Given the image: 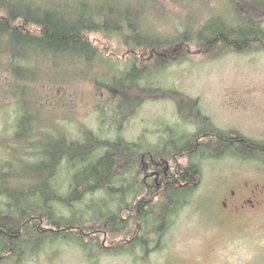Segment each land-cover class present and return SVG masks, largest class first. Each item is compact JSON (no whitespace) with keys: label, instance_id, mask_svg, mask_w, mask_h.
<instances>
[{"label":"rangeland","instance_id":"obj_1","mask_svg":"<svg viewBox=\"0 0 264 264\" xmlns=\"http://www.w3.org/2000/svg\"><path fill=\"white\" fill-rule=\"evenodd\" d=\"M219 1L232 11L224 0H151L141 8V35L175 39L167 54L155 48L132 50L135 47L125 42L124 32H91L86 39L97 50V59L85 62L35 56L30 61L34 73L21 79L13 72L8 55H0V192H5L4 185L25 187L30 183L18 174L37 161L36 141L48 139L49 134L80 141L84 131H91L112 142L142 140L169 150L175 139L182 135L194 139L209 125L263 141L264 48L221 54L226 50L221 45L202 48L194 39L185 45L176 38L185 29L181 21L199 27L219 11L214 10ZM260 12L256 19L263 21L264 8ZM133 64L144 67L147 76L136 77L133 86L125 87L117 81L126 84L123 77ZM119 95L130 100H121ZM24 113L31 119L27 123L35 125L34 134L28 138L20 127L21 136L26 137H14L15 122ZM202 140L207 142V138ZM209 144L208 153L179 158L183 167L193 164L199 169L200 183L161 234L151 233L156 222L141 230L144 247L103 251L98 249L102 234L91 236L90 241L82 233L88 237L80 245L70 232L68 237H53L35 248L23 246L5 258L1 253L0 264H264V198L255 210L223 220L208 204H215L224 186L240 181L263 185L264 160L226 152L219 155L221 150ZM3 173L11 181H4ZM67 176L68 170L61 165L53 179L62 194L69 189ZM117 197L104 190L92 192L74 210L87 218L92 212L90 203L104 204L108 199L114 209ZM4 201L0 196V209ZM63 213L67 215L68 210ZM114 236L106 243L122 237Z\"/></svg>","mask_w":264,"mask_h":264},{"label":"trees","instance_id":"obj_2","mask_svg":"<svg viewBox=\"0 0 264 264\" xmlns=\"http://www.w3.org/2000/svg\"><path fill=\"white\" fill-rule=\"evenodd\" d=\"M150 1L0 0V55H8L13 72L21 79L30 78L31 73H34L30 61L35 60V56L71 57L85 62L97 59V50L86 39V35L91 32L108 35L124 32L125 39H128L125 42L135 47L132 50L141 47L144 52L145 49L155 48L167 54L168 47L175 45V39H153L150 35H141V8ZM224 2L232 7V11H227L221 4L223 2L219 1L214 7V10L219 11L200 22L199 27L192 28L188 22L181 21L185 29L180 30L176 38L185 45L194 39L196 45L202 48L221 45L226 49L221 54L264 48V20L256 19L264 8V0ZM246 7L249 8L244 11ZM247 12L250 13L248 17L245 16ZM147 60H151V57ZM146 76L144 67L138 69L133 64L123 77L126 84L120 80L117 82L130 87L137 78L144 79ZM117 98L126 102L130 100L120 95ZM28 121L31 119L26 113L17 118L14 137H26L21 136L23 129L28 138L34 134L35 125ZM201 134H206L204 138H207V142L200 140L199 147L195 146L192 137L190 139L182 135L173 141L169 150H165L163 145L149 146L142 140L130 142L119 139L112 142L100 139L91 131H84V138L80 141L69 140L63 134H49L48 139L36 141L37 161L28 163L23 172L18 174L20 177L25 176L30 183L25 187L19 184L14 187L11 183V187L4 188V185L2 189L5 192H0V196L5 199L0 209V254H4L5 258L17 253L23 246L35 245V248L50 238L68 237L70 232L75 233L73 240L83 245L84 236H96L95 230L108 231L107 239H113L115 233L127 238L131 236L130 232L145 231L147 225L153 222L158 223L155 226L157 230L161 229L162 224L170 222L171 216L183 207V199L189 196L190 189L168 186L159 197L164 201L141 199L136 205L141 196H152L155 192L146 190L141 181L143 154L170 157L174 152L189 151L188 155H201L210 151L208 145L211 142L216 151L221 150L217 153L219 155L226 152L243 158L257 157L264 160V140L253 141L236 132L219 130L209 125L195 137ZM61 165L68 170L69 189L65 194L58 191L59 187L53 181ZM189 167L199 173L193 164ZM5 175L3 173L1 176L4 181H11L5 179ZM117 181H120L119 185L114 186ZM100 190L108 192L110 196H118L116 207L111 208L113 206L107 199L104 204L90 203L92 212L87 218L82 212L76 214L74 207L78 202L89 193ZM33 194L35 198L32 200ZM171 199L175 202L168 201ZM135 205L136 215L133 211ZM64 210H68L67 215L63 213ZM155 210L158 213H154ZM90 231L93 233L82 235V232ZM120 246L124 248L126 244Z\"/></svg>","mask_w":264,"mask_h":264},{"label":"flooded vegetation","instance_id":"obj_3","mask_svg":"<svg viewBox=\"0 0 264 264\" xmlns=\"http://www.w3.org/2000/svg\"><path fill=\"white\" fill-rule=\"evenodd\" d=\"M206 134L198 135L194 137L195 146H200V140L205 137ZM188 152H174L170 157L169 156H154L151 153H147L146 155H142L141 157V181L145 186L146 190H155L152 196L143 195L136 201V205L141 199L150 200V199H158V201H164V199L159 198L164 190L167 189L168 186L171 187H180V188H189V195L192 194L196 188L198 187L200 181V174L195 171H192L188 166L183 167L179 163V158L185 157L188 155ZM174 185V186H173ZM158 196V198L156 197ZM187 196L183 199L184 203L189 202ZM264 198V184L260 183L252 184L247 181H240L232 186H224L222 189L221 195L216 198L215 206L210 201L208 204L213 206L214 213L217 212L216 215L223 216L225 219L227 216L240 215L244 212H250L255 210V208L260 204L261 200ZM170 202H175L174 199L168 200ZM162 224L163 229L155 230L151 233H155L157 235L161 234L166 226L169 224ZM96 234L102 233V241L98 249L103 251L105 250H116L121 248V244H126L124 248H127L130 245H141L144 247V239L140 236L142 231L137 230L136 232H130L131 236L127 238H120L116 240L112 244H107L106 240L108 238V231L105 230H95ZM83 234H91L90 232H82ZM93 236V235H91ZM90 237V236H89ZM242 237V236H237ZM91 238V237H90ZM93 242L96 240L93 238ZM97 243V242H96ZM98 244V243H97Z\"/></svg>","mask_w":264,"mask_h":264}]
</instances>
